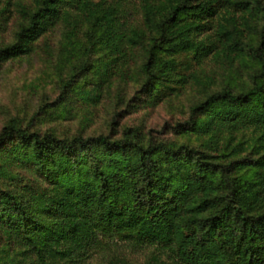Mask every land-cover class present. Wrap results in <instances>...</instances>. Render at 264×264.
<instances>
[{"label":"trees","instance_id":"trees-1","mask_svg":"<svg viewBox=\"0 0 264 264\" xmlns=\"http://www.w3.org/2000/svg\"><path fill=\"white\" fill-rule=\"evenodd\" d=\"M127 6L0 0V74L50 49L49 35L61 30L64 116L74 101L96 107L117 84L128 113L206 85L186 120L167 124L171 139L116 131L120 112L114 131L91 135L8 120L0 264H83L118 241L152 247L145 264H264V0H141L134 21ZM207 60L232 74L238 62L246 80L211 88ZM129 82L138 88L126 99Z\"/></svg>","mask_w":264,"mask_h":264},{"label":"rangeland","instance_id":"rangeland-1","mask_svg":"<svg viewBox=\"0 0 264 264\" xmlns=\"http://www.w3.org/2000/svg\"><path fill=\"white\" fill-rule=\"evenodd\" d=\"M140 1L125 0L131 21L141 18ZM240 10V6H237L233 9V13L239 16L242 14ZM15 27V23H12L10 29L4 34L6 40L12 39ZM49 37L50 49L11 61L4 66L0 74V131L8 120L18 118L24 124L32 122L33 128L55 131L64 136H74L77 133L91 135L111 132L115 130L112 120L116 113L120 112L123 116L118 119L116 131L132 126L141 128L144 132L152 131L156 137L171 139L174 135L171 129L166 127L167 124L186 120L190 105L205 92L206 85H189L180 95L170 100L128 113L132 107H127L126 102L118 100L119 85L117 84L104 94L103 101L96 107H91L83 101H74L70 106L73 109L64 116L60 113L62 104L59 105V102L56 105L61 92L59 78L61 73L65 74L58 70V52L62 32L58 29ZM231 67L225 63L217 64L213 60H207L201 72L210 76V81L213 83L211 88L227 84L231 81L229 80L231 77L237 80L245 79L247 76L245 66L237 62L233 74L230 71ZM137 88L136 82H129L125 87L126 99L132 96ZM47 105L49 107L35 116L42 107ZM250 134L251 132H248V136ZM152 251V247H138L130 242L118 241L111 246V249L94 253L83 264H111L112 260L118 258L125 259L131 264H145Z\"/></svg>","mask_w":264,"mask_h":264}]
</instances>
